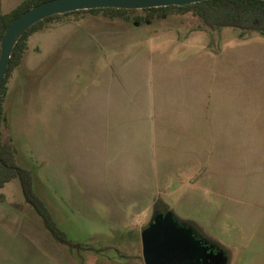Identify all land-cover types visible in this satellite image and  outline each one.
I'll return each mask as SVG.
<instances>
[{
	"label": "crops",
	"instance_id": "0c3cea01",
	"mask_svg": "<svg viewBox=\"0 0 264 264\" xmlns=\"http://www.w3.org/2000/svg\"><path fill=\"white\" fill-rule=\"evenodd\" d=\"M22 1L0 0V13ZM109 37L102 45L103 60H94L89 77L80 79L87 85L77 102L57 113L63 166L87 188V204L104 207L112 227L138 230L137 240L130 242L139 246L135 255L142 264L141 233L156 204L225 244L187 212L206 205L216 214L207 220L210 226L230 229L225 220L245 225L249 208L264 205V193L256 197L247 183L257 180L258 170L251 165L264 163V38L185 52L181 44L172 48L175 44L164 40L112 46L117 40ZM84 42L92 46L94 40L88 35ZM28 51L40 55L37 46H27ZM30 225L16 217L0 220V230L9 229L0 231V264H32V259L34 264H62L63 251L41 225L33 230ZM18 228L30 232L16 237ZM116 243L130 244L128 239Z\"/></svg>",
	"mask_w": 264,
	"mask_h": 264
},
{
	"label": "rangeland",
	"instance_id": "374dc122",
	"mask_svg": "<svg viewBox=\"0 0 264 264\" xmlns=\"http://www.w3.org/2000/svg\"><path fill=\"white\" fill-rule=\"evenodd\" d=\"M142 14L139 11L137 16ZM88 30L89 34L84 37L83 32ZM239 32L234 28L207 29L198 17L191 14H170L164 19L155 18L147 24L143 21L136 23L134 18L130 21L109 20L100 14L80 13L61 16L58 20L44 24L27 41L31 50L35 46L40 49V55L33 51L27 52L26 49L21 64L9 81L2 137L4 141H10L14 145L16 165L31 172L34 193L49 210L67 241L75 247L60 244L53 239L35 210L25 204L18 179L11 180L0 189V220H13L16 217L20 222L32 223L30 230L41 225L52 242L57 244L55 248L63 251L62 264H142L141 259H137L135 255L139 246L130 242L137 240L140 235L138 230L112 227L105 216L104 207L97 203L89 206L87 188L75 181L68 166H63L57 151L56 134L57 123L62 124V117L57 113L61 108L67 109V103L77 102V95L87 85L80 82V79L89 77L94 60H103L106 47L102 45L104 40L110 39L109 35L112 40H117L112 46L164 40L175 44L172 48L181 44L185 52L189 47L199 49L205 46L215 51L236 39L262 38L255 32H249L241 38ZM88 35L94 40L95 47L92 42L91 48L89 44L85 45L84 39ZM161 35L165 37H159ZM192 57L186 61L190 62ZM240 168L238 166V171ZM251 168H255V172L258 170L257 180L247 183L259 198L258 194L264 193V163L260 166L251 165ZM247 174L249 173H242V179ZM248 177L250 179L251 175ZM240 179L241 173L238 174L237 181ZM106 186H109L108 183ZM76 194L78 197H75ZM259 204L249 208L251 216L245 225L225 220V224L232 227L230 229L211 227L207 220L216 214L206 205L200 211L192 207L187 213L203 225L207 234L225 243L218 245L227 254V264H264V205L262 207ZM252 214L256 215L255 219H251ZM189 216L184 214L182 217ZM0 231L9 232V229ZM14 232L16 237H21L30 231L18 228ZM200 233L202 234L201 231ZM120 237L122 239L118 240ZM125 239L130 244L116 243V240ZM44 247L52 250L49 242H44ZM121 253L124 255H120ZM50 258L49 253L47 260L50 261ZM31 263L34 264L33 259Z\"/></svg>",
	"mask_w": 264,
	"mask_h": 264
},
{
	"label": "trees",
	"instance_id": "16d2710c",
	"mask_svg": "<svg viewBox=\"0 0 264 264\" xmlns=\"http://www.w3.org/2000/svg\"><path fill=\"white\" fill-rule=\"evenodd\" d=\"M46 1L49 0H24L10 12L0 13V40L5 29L13 19L21 15L23 12L31 9L35 5ZM139 11L143 13L142 16H137ZM80 13H89L92 15L100 14L103 18L109 20L130 21L131 18H134L136 23L143 21L147 24L151 23V21L155 18L164 19L170 14H191L194 17H198L202 21L203 25L210 30L234 28L240 31L239 35L241 38L245 37L249 32H255L264 38L263 0H208L185 6H169L141 10L106 8L76 11L48 17L43 21L36 23L23 33L12 50L9 65L4 76L3 83L0 87V189H2L4 185L11 180L18 179L25 202L29 204L41 218L45 229L58 243L68 245L70 247L75 246L71 245L67 241L66 235L58 228L49 210L34 193L31 172L21 169L16 165V149L10 141L3 140L2 124L4 121L5 101L7 97V83L12 72L21 63L23 54L27 49L29 36L40 30L44 24L56 20L61 16ZM1 199L2 195L0 194V200ZM154 210L155 213L167 212L161 204H156L154 206ZM178 221L190 227L198 237L207 241L209 245H214L219 250L225 252L220 245L201 234L200 230L196 228L193 223L181 220Z\"/></svg>",
	"mask_w": 264,
	"mask_h": 264
},
{
	"label": "water",
	"instance_id": "95a60500",
	"mask_svg": "<svg viewBox=\"0 0 264 264\" xmlns=\"http://www.w3.org/2000/svg\"><path fill=\"white\" fill-rule=\"evenodd\" d=\"M208 0H49L35 5L13 19L0 40V87L12 50L30 27L44 19L93 9H148L185 6ZM264 1V0H263ZM143 264H227V255L198 237L169 211L155 213L141 233Z\"/></svg>",
	"mask_w": 264,
	"mask_h": 264
},
{
	"label": "flooded vegetation",
	"instance_id": "af4514ba",
	"mask_svg": "<svg viewBox=\"0 0 264 264\" xmlns=\"http://www.w3.org/2000/svg\"><path fill=\"white\" fill-rule=\"evenodd\" d=\"M225 253V252H224Z\"/></svg>",
	"mask_w": 264,
	"mask_h": 264
}]
</instances>
